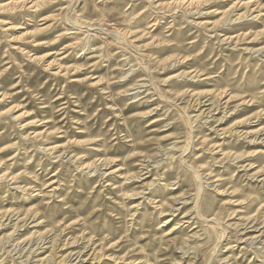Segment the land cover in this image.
<instances>
[{"label":"rangeland","instance_id":"rangeland-1","mask_svg":"<svg viewBox=\"0 0 264 264\" xmlns=\"http://www.w3.org/2000/svg\"><path fill=\"white\" fill-rule=\"evenodd\" d=\"M0 264H264V0H0Z\"/></svg>","mask_w":264,"mask_h":264}]
</instances>
